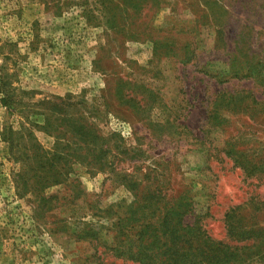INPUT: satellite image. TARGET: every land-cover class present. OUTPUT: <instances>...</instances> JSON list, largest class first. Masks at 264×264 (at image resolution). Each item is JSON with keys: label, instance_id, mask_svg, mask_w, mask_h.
Returning a JSON list of instances; mask_svg holds the SVG:
<instances>
[{"label": "rangeland", "instance_id": "1", "mask_svg": "<svg viewBox=\"0 0 264 264\" xmlns=\"http://www.w3.org/2000/svg\"><path fill=\"white\" fill-rule=\"evenodd\" d=\"M261 203L264 0H0V264H207L172 229L243 246L226 214L264 237Z\"/></svg>", "mask_w": 264, "mask_h": 264}, {"label": "trees", "instance_id": "2", "mask_svg": "<svg viewBox=\"0 0 264 264\" xmlns=\"http://www.w3.org/2000/svg\"><path fill=\"white\" fill-rule=\"evenodd\" d=\"M1 93H3V97L1 99L2 104L9 110V112L14 111V107L16 104V101L14 99V95L10 94V92L4 88H1ZM62 102H56L53 103L54 109H51V116L55 115V122L57 131L59 130V123L62 121L63 118V112L65 114V120L67 118L66 110H64L65 105H62ZM64 110V111H63ZM53 112V113H52ZM14 113V112H13ZM12 113V114H13ZM11 114V113H10ZM57 114V115H56ZM62 116V117H61ZM72 120L71 129L74 134H76V142H82V144H91L92 140L96 141L99 139V136L97 135L96 131L93 129L91 125H89L84 119L78 118ZM70 121V119L68 120ZM53 124L50 123L49 119V127ZM48 126V125H47ZM92 131V134H91ZM12 132H9L5 136V141H9L10 137H8L9 134ZM75 138V137H74ZM10 142V141H9ZM13 141L11 140V143ZM97 145L96 152L97 154H94V157H88V153L85 155L80 154L77 158V161L79 163L90 166L91 164L99 165L103 162L105 159V150L103 146L101 148ZM87 151L91 152V149L88 148ZM48 155V153H47ZM68 153L65 155L64 153L58 155V153H55L53 155L54 158V164L50 163L52 158L47 159L46 163L50 164V166H54L58 161L66 163L69 162V159H67ZM58 160V161H57ZM64 163V162H63ZM65 164V163H64ZM264 204V203H261ZM244 209V206H239L236 208H233L230 210L225 217V224L227 226V236L231 239V241H235L237 243L245 242L243 246L239 245H225L223 243L215 242L213 239H211L208 236H203V232L199 231L200 229L196 226L193 227H183V226H176L172 229V234L170 235L171 238H174L177 243L175 244L176 247H174L172 254L175 257H181L182 258H188L187 256L191 253V249L184 248V246L191 244L192 242H195V240L200 243H206L205 250H198V248L195 249V253L192 254V257L194 256L196 259L203 256L204 261L207 264H242L245 262L248 258L252 255V246H249L248 243L250 240L256 241V240H264L263 236H256V231L249 229L248 227L244 226L243 223L238 220L240 212ZM185 212H183V215ZM187 214V213H186ZM181 231V232H180ZM188 236V240L186 238V234ZM205 239L203 240V238ZM202 238V239H201ZM257 242V241H256ZM255 242V244H256ZM214 245V246H212ZM199 251L198 255H195L196 252ZM159 254V253H158ZM172 256V255H171ZM264 257V256H263ZM262 257V259H263ZM212 260V261H211ZM142 264H162L160 261L154 262L152 261H144ZM174 264H187L186 262H180V259H174ZM195 264V263H190ZM264 264V262H262Z\"/></svg>", "mask_w": 264, "mask_h": 264}]
</instances>
